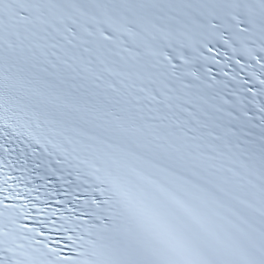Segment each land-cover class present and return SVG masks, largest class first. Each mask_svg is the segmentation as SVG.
I'll return each mask as SVG.
<instances>
[{"label": "snow or ice", "instance_id": "6c2138e0", "mask_svg": "<svg viewBox=\"0 0 264 264\" xmlns=\"http://www.w3.org/2000/svg\"><path fill=\"white\" fill-rule=\"evenodd\" d=\"M0 264H264V0H0Z\"/></svg>", "mask_w": 264, "mask_h": 264}]
</instances>
